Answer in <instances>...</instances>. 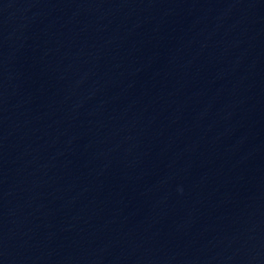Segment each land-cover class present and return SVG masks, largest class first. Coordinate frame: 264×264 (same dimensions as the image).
Instances as JSON below:
<instances>
[{
    "label": "water",
    "instance_id": "95a60500",
    "mask_svg": "<svg viewBox=\"0 0 264 264\" xmlns=\"http://www.w3.org/2000/svg\"><path fill=\"white\" fill-rule=\"evenodd\" d=\"M0 264H264V143L136 130L0 92Z\"/></svg>",
    "mask_w": 264,
    "mask_h": 264
}]
</instances>
